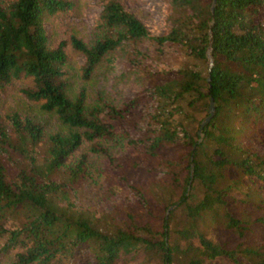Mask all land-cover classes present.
I'll list each match as a JSON object with an SVG mask.
<instances>
[{"label": "trees", "instance_id": "obj_1", "mask_svg": "<svg viewBox=\"0 0 264 264\" xmlns=\"http://www.w3.org/2000/svg\"><path fill=\"white\" fill-rule=\"evenodd\" d=\"M166 0V30L151 34L119 0H100L98 32L70 35L87 79L122 41L174 45V73L151 87L140 134L123 130V148L157 179L130 184L129 201L95 213L73 200L88 178L85 152L110 158L115 119L133 106L70 95L65 42L50 46L44 17L70 0L0 3V88L20 75L28 100L53 114L59 129L16 112L0 128V263L264 264V238L226 248L207 235L220 226L238 236L264 225V0ZM212 56L208 70L206 50ZM210 97L214 110L207 114ZM167 215L169 204H173ZM257 212L253 214V210Z\"/></svg>", "mask_w": 264, "mask_h": 264}, {"label": "rangeland", "instance_id": "obj_2", "mask_svg": "<svg viewBox=\"0 0 264 264\" xmlns=\"http://www.w3.org/2000/svg\"><path fill=\"white\" fill-rule=\"evenodd\" d=\"M71 7L44 17V28L50 46L64 41L67 54L65 76L70 95L80 86L86 91V101L92 103L101 97L116 106L132 100L133 106L123 118L115 119L117 136L109 142L110 158L87 152L85 146L74 154L87 155L88 178L80 181L73 195L74 202L95 213L110 210L129 201L130 184L145 183L157 179L161 170H150V165L136 153L123 148V130L132 136L140 134L151 106V87L170 77L176 68L178 52L174 45L164 44L159 49L149 39L135 42L122 41L105 54L87 79L81 77L83 56L69 44V36L75 35L90 43L97 36L100 0H70ZM149 30L161 34L166 30V0H119ZM7 0H0L5 3ZM30 84V77L20 75L0 88V128L9 129L7 115L16 112L43 124L46 130L59 129L55 116L39 108V102L28 100L21 88ZM253 210V214L257 211ZM207 235L226 248L238 242H252L264 238V225L251 223L242 236L220 226L208 227ZM128 258L117 264H141L140 258ZM0 264H8L3 257Z\"/></svg>", "mask_w": 264, "mask_h": 264}, {"label": "water", "instance_id": "obj_3", "mask_svg": "<svg viewBox=\"0 0 264 264\" xmlns=\"http://www.w3.org/2000/svg\"><path fill=\"white\" fill-rule=\"evenodd\" d=\"M213 1L214 0H212V2H211L210 10H212V8H213ZM206 57L208 59V68L207 69L209 70L210 69V66L212 64V56L210 54L209 49L206 50ZM213 110H214V103H213L212 97H210L209 102H208V107H207V114L204 116V118L200 122V125H202L204 122H206L210 118V116L213 113ZM173 205H175V203L169 204L167 206L166 211H165L166 215H167L169 209L173 207Z\"/></svg>", "mask_w": 264, "mask_h": 264}]
</instances>
